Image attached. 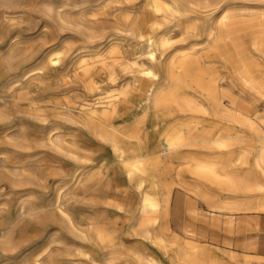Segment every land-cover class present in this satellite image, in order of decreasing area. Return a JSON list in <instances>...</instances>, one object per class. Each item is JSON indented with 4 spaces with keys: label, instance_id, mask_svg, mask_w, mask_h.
Segmentation results:
<instances>
[{
    "label": "rangeland",
    "instance_id": "obj_1",
    "mask_svg": "<svg viewBox=\"0 0 264 264\" xmlns=\"http://www.w3.org/2000/svg\"><path fill=\"white\" fill-rule=\"evenodd\" d=\"M220 5L221 1L206 7L193 30L186 27L191 23L185 17L159 13L158 33L166 32L168 40L162 54L156 52L158 62L182 45L200 43L202 15ZM147 15L145 0H0V264H32L36 251L48 246L51 238L57 242L44 260L55 259L57 264H163L146 261L149 255L158 260L161 256L130 227L141 190L156 191L149 177L135 172L126 176L131 165L117 160L85 126L89 114L104 107L102 111L112 112L110 120L126 134L129 125L121 124L131 122L140 111L137 108H148L144 88L133 78L134 68L146 65L145 41L138 37L134 23ZM255 16H248L232 34L233 46L241 48L244 56L251 52L250 44L262 37ZM218 65L221 82L226 83V69ZM251 94L260 98L254 90ZM256 100L254 104L263 111V101ZM154 109L162 119H182L186 128L197 120L178 119L170 103ZM197 118L205 119L208 126L218 122L210 114ZM155 122L149 115L141 127L153 125L159 130L157 137L166 125L163 120ZM221 122L232 134L238 131L233 121ZM140 144V138L126 142L123 157L141 153ZM162 162L161 157L156 161L159 179L171 182L180 163L177 159ZM139 178L145 181L143 188L136 186ZM182 178L195 183L186 171ZM173 188L176 198L182 196L180 186ZM195 203L207 209L198 197ZM172 207V219L183 224L185 203L179 199ZM56 208L70 216L72 227ZM212 213L216 220L209 234L213 238L197 242L238 258L246 254L253 261L264 254V211L235 213L238 224L233 231L223 227L225 215ZM189 222L201 224L195 218ZM97 230L107 238L99 240Z\"/></svg>",
    "mask_w": 264,
    "mask_h": 264
},
{
    "label": "bare ground",
    "instance_id": "obj_2",
    "mask_svg": "<svg viewBox=\"0 0 264 264\" xmlns=\"http://www.w3.org/2000/svg\"><path fill=\"white\" fill-rule=\"evenodd\" d=\"M219 1L223 5L202 15L201 42L188 47L182 45L169 57L158 62L156 52L160 51L162 54L168 40L166 32L158 33V14L164 12L185 17L191 23L186 27L193 30L196 27L195 21L205 12V8L214 7ZM145 4L148 9L147 17L137 20L134 25L138 37L145 41L143 46L146 65H137L133 78L144 88V100L148 108L170 103L174 116L190 113L193 119H198L200 115L210 114L217 118L218 122L208 126L207 135L199 138L184 137L180 126L183 121L169 122L159 136L160 151L156 156L149 157L137 153L124 158L127 149L123 147L128 141L131 144L139 141L142 133L140 127L124 134L118 130L117 124L110 120L112 112L102 111L104 107L100 113L95 111L97 113L89 114L90 119L85 123L89 132L107 144L117 160L119 158L131 165V168L125 171L126 176L130 177L132 172L140 177L146 175L149 177L150 187L156 190L152 193L147 192V189L141 190L140 199L131 217L132 233L148 240L150 245L159 247L173 264H264V256L256 255L257 259L253 261L246 254L242 256L237 253L242 256L238 258V255L230 251L205 247L172 232L166 223L167 192L170 185L160 181L156 166L160 157L163 161V155L167 156L169 150L180 146L193 145L216 149L218 152L214 156L189 155L184 158L186 163L182 168L224 193L218 199L207 203L222 212L250 209L264 211V110L254 104L256 99H261L264 103V50L258 48L264 46V0H145ZM255 13L259 14L262 22L261 43L258 45L253 42L257 49L255 60L247 62L238 72L228 69L222 61H203L200 49L214 45L226 37L224 22L230 16ZM198 44L201 46L198 47ZM217 62L226 69L230 79L226 83L221 82ZM252 89L260 98L251 94ZM198 100L202 103L197 104ZM250 103L253 106H250ZM223 120L237 124L236 134L229 131L228 126L221 122ZM216 125H220V131L214 136H209ZM144 185V179L139 178L136 186L143 188ZM56 210L59 217L72 227L70 216L63 209ZM96 232L99 240L107 238L102 231ZM48 242V246L36 251L32 264H57L55 259L44 260L50 246L57 241L51 238ZM3 243L12 246L10 240H4ZM149 260L155 261L150 255L146 257V261Z\"/></svg>",
    "mask_w": 264,
    "mask_h": 264
},
{
    "label": "crops",
    "instance_id": "obj_3",
    "mask_svg": "<svg viewBox=\"0 0 264 264\" xmlns=\"http://www.w3.org/2000/svg\"><path fill=\"white\" fill-rule=\"evenodd\" d=\"M254 15H256L255 17L258 20L259 33L261 34L262 22L259 17V14L255 13V14L232 15L230 16L229 19H227V21L224 22V31H225L226 37L223 40L217 42L216 44L207 46L206 48L201 50L200 53H201V57L203 61H205V63L222 61L223 63H225L228 69L232 70L233 72H238V71H241L245 67L247 62H251L255 60L257 58V53H256L257 49L254 47L253 42L250 44V49L252 53L251 52L247 53L245 54V56L241 48H236L232 44V34L241 29V25L245 23V19L248 18V16L253 17ZM261 39L262 37L260 38L259 41H256L258 45H260ZM258 48L264 50V46H258ZM137 109L140 111L137 113L136 117L131 122L125 123V124H121L120 122H118V124H121L122 126L129 125L127 126V132L132 131L136 127H140V129L142 130V133L140 136L141 153L149 157L156 156L160 151L159 136L161 132L165 130V127H163V129L160 130L157 137H154L155 133L159 131L156 127H153V125L151 124H150V127H146V128H142L141 126L143 125V122H145V120L148 118L149 115H153L154 120L156 121L155 123H158L160 120H163L164 125H167V123L172 122L173 120L170 117L163 118V119L160 118L161 115L157 113L154 108H147L145 110L143 108L142 109L137 108ZM153 110L155 111L153 112ZM178 117H180L178 119L185 118V117L192 118V114L190 113H186L183 115L178 114ZM178 121H183V120L181 119ZM195 121L196 122L193 124V126L190 125L189 128L188 127L186 128V126L183 127V124H180V126L182 125L183 135L185 138H191V137L199 138V137L207 135L206 129H208V123L205 122V119L200 118ZM130 123H133V124H130ZM219 131H220V125L217 126L215 130L212 131L211 134H209V136H214ZM229 131H231V128L229 129ZM151 133L153 134V138L150 137ZM215 152H218V150L213 149V148H203L202 146L185 145L182 147L180 146L179 148L175 150H169L167 156L163 155L162 164H166L167 162H170L173 159H177L180 163V166L175 172L174 180H172L171 182H167V183L163 182L165 184L170 185V188L167 192L166 223L172 232L178 234L179 236L181 235L177 231L183 232V234H186L187 236H189V238H186V237H183V238H186L188 240H192L195 242H197L196 241L197 239H201V238L202 239L213 238V236L209 234V229L212 228L213 226V222H214L213 220H216L212 212H217V216H220V215L226 216V218L223 221V227L227 231L235 230L234 228L238 224L237 223L238 221L235 219V216H234V214L237 212H232V213L222 212L210 206L207 203V202H211L213 200L218 199L220 195L224 194L217 187L211 185L210 183L206 181L199 180L197 177L192 176L189 172L188 173L190 174L191 179H192L191 181L195 180V183L187 182L183 180L182 178V174L185 171L182 168L184 164L186 163L184 158L186 159V157H188L189 155H196L199 157H203V156H208V154L212 155ZM175 184L181 187L179 188L180 190L179 193L182 194V196H178V198H176V195L174 194L176 188L174 189L173 186ZM182 188L187 192V194ZM189 193H193L195 194L196 197L201 199L204 202V204L207 206V209L204 210V209L197 207L195 203L196 197H192ZM179 199H181L186 205L187 216L185 213H183L185 222L183 224L180 223L177 225L176 221L172 219L174 216L172 202L179 200ZM169 200H170V213L168 216ZM240 212H246V211H240ZM194 218L200 220L201 224L198 225V224H193L189 222L190 220ZM197 243L203 244L199 242ZM246 243H247V239H245L242 242V245L245 246ZM150 246H151L150 247L151 250L156 251L158 255L161 256V259L159 260L155 259V261L151 260L152 262L159 263L160 261H162L163 264H173L171 260L169 259V257L165 255L159 247L154 246V245H150ZM257 256H264V254H260V255L257 254ZM260 263H262V261Z\"/></svg>",
    "mask_w": 264,
    "mask_h": 264
}]
</instances>
